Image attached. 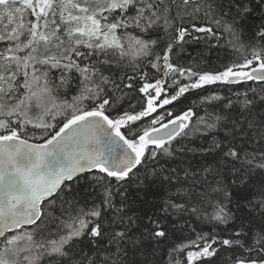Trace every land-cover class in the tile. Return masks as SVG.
I'll return each mask as SVG.
<instances>
[{"label": "snow or ice", "instance_id": "snow-or-ice-1", "mask_svg": "<svg viewBox=\"0 0 264 264\" xmlns=\"http://www.w3.org/2000/svg\"><path fill=\"white\" fill-rule=\"evenodd\" d=\"M0 264H264V0H0Z\"/></svg>", "mask_w": 264, "mask_h": 264}, {"label": "trees", "instance_id": "trees-1", "mask_svg": "<svg viewBox=\"0 0 264 264\" xmlns=\"http://www.w3.org/2000/svg\"><path fill=\"white\" fill-rule=\"evenodd\" d=\"M161 111H163V110H161ZM177 111H178V109H177ZM202 114V113H201Z\"/></svg>", "mask_w": 264, "mask_h": 264}]
</instances>
